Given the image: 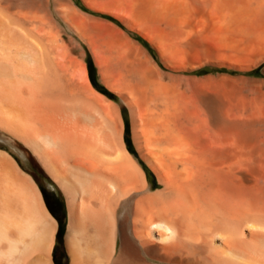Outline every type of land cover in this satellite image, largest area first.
Listing matches in <instances>:
<instances>
[{
    "label": "bare ground",
    "instance_id": "6f19581e",
    "mask_svg": "<svg viewBox=\"0 0 264 264\" xmlns=\"http://www.w3.org/2000/svg\"><path fill=\"white\" fill-rule=\"evenodd\" d=\"M78 1L0 0V264H56L21 146L70 264H264V0Z\"/></svg>",
    "mask_w": 264,
    "mask_h": 264
},
{
    "label": "rangeland",
    "instance_id": "374dc122",
    "mask_svg": "<svg viewBox=\"0 0 264 264\" xmlns=\"http://www.w3.org/2000/svg\"><path fill=\"white\" fill-rule=\"evenodd\" d=\"M7 5L11 6V0H6ZM81 5V1H78ZM86 11H92L86 6H82ZM104 14L111 15L107 12ZM114 16V15H111ZM116 17V16H114ZM117 18V17H116ZM121 21V20H120ZM116 26L118 24L114 23ZM119 26L126 27L125 23L119 24ZM138 35V34H135ZM141 43H143L151 53L156 56L157 52L154 47L146 40L142 39ZM86 59H89V65L91 68L92 76L94 78L95 87L98 90L105 92L107 97H109L112 101L117 103L120 106V109L123 110V115L125 118V122L129 123V128L126 132V135L129 136L130 144L134 146L133 143V128L131 123V113L129 107L121 102L120 96L116 90H114L110 85H108L101 74L100 68L96 63L95 56L92 52L87 48ZM129 131V132H128ZM23 148V149H22ZM19 151L17 156L19 160H25L24 156L28 159L27 162L31 166V172L34 174L36 182L39 183L40 189L43 194V200L45 205H47L48 209L52 213L54 217L58 220L59 229L56 236L55 246H54V259L56 264H70V257L67 252L66 247V235L69 224V209H68V201L67 196L60 186V184L45 170L43 165L39 162V160L26 150L23 146L19 147ZM22 151V152H21ZM26 154V155H25ZM28 155V156H27ZM31 157V159H30Z\"/></svg>",
    "mask_w": 264,
    "mask_h": 264
},
{
    "label": "clouds",
    "instance_id": "9594fccd",
    "mask_svg": "<svg viewBox=\"0 0 264 264\" xmlns=\"http://www.w3.org/2000/svg\"><path fill=\"white\" fill-rule=\"evenodd\" d=\"M152 230H156V231H162V232H166L168 229L165 227V225L160 224V223H154L150 225Z\"/></svg>",
    "mask_w": 264,
    "mask_h": 264
},
{
    "label": "trees",
    "instance_id": "16d2710c",
    "mask_svg": "<svg viewBox=\"0 0 264 264\" xmlns=\"http://www.w3.org/2000/svg\"><path fill=\"white\" fill-rule=\"evenodd\" d=\"M90 71H91V68H90ZM91 78H92V81L94 82V83H96L95 81H94V78H93V76H92V72H91ZM103 92V91H102ZM128 128H129V123L127 124V130H128ZM129 132V131H128ZM127 138L129 139V136H127ZM130 141V140H129Z\"/></svg>",
    "mask_w": 264,
    "mask_h": 264
}]
</instances>
